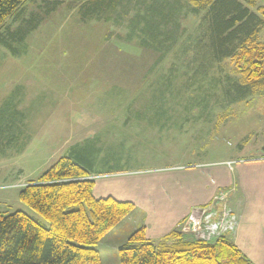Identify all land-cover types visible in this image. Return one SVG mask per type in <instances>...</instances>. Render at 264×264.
<instances>
[{
    "label": "rangeland",
    "instance_id": "rangeland-1",
    "mask_svg": "<svg viewBox=\"0 0 264 264\" xmlns=\"http://www.w3.org/2000/svg\"><path fill=\"white\" fill-rule=\"evenodd\" d=\"M87 1L27 0L5 25L26 28L24 14L33 29L18 56L0 45V110L7 118L24 113L13 132L0 135V211L22 210L47 224L19 192L63 156L91 169L95 184L102 180L95 175L109 171L234 167L232 183L216 194L228 192L224 203L238 222L227 232L233 236L240 219L230 200L242 197L237 162L264 153V87L245 91L231 58L206 68L211 13L193 11L205 0H181L172 42L166 34L153 38L150 28L178 0H104L100 14ZM256 40L264 42V29ZM189 216L177 228L216 238L186 229ZM140 219L127 216L102 238L103 264H121L119 247Z\"/></svg>",
    "mask_w": 264,
    "mask_h": 264
},
{
    "label": "trees",
    "instance_id": "trees-1",
    "mask_svg": "<svg viewBox=\"0 0 264 264\" xmlns=\"http://www.w3.org/2000/svg\"><path fill=\"white\" fill-rule=\"evenodd\" d=\"M26 1L0 0V45L16 56L21 53L18 45L32 28L29 27L30 21L21 14L20 21L26 24V28L19 26L13 30L11 25H5L12 16L22 12ZM245 1L247 3L241 0H205L197 2L193 11H206L205 16L211 13V57H208L206 44V68L231 58L235 72L244 79L238 83L248 91L264 87V42L256 40L264 29V3ZM176 3L171 4L173 10L169 16L158 12L150 28L153 38L174 36L171 31H174L179 14L178 4L184 5L181 0ZM88 4L100 6L95 13L104 12L100 9L105 4L104 0H89L83 5ZM113 7L117 8V5ZM205 39L208 41L207 34ZM174 40L167 39L170 42ZM166 48L165 53L172 49ZM4 112L0 110L1 138L3 134L13 132L24 117L19 110L9 114L8 118ZM92 175L91 169L69 156H63L37 180L23 187L19 199L47 224L22 210L12 213L0 211V264H103L97 245L132 213L135 205L113 197H95ZM119 258L121 264H254L228 233L207 241L192 238L175 228L154 242L147 238L145 226L136 229L119 247Z\"/></svg>",
    "mask_w": 264,
    "mask_h": 264
},
{
    "label": "crops",
    "instance_id": "crops-1",
    "mask_svg": "<svg viewBox=\"0 0 264 264\" xmlns=\"http://www.w3.org/2000/svg\"><path fill=\"white\" fill-rule=\"evenodd\" d=\"M257 157L241 158L237 162L242 197L234 202L230 200V204L240 219L233 235L235 244L254 264H264V153ZM233 168L224 167L215 173L195 168L185 172L157 170L141 176H127L121 171L103 172L95 175V180L97 176L102 180L96 182L93 194L97 198L113 197L133 203L135 209L129 216L139 215L138 223L145 226L147 238L156 242L177 228L194 209L206 206L219 191L227 189L232 183Z\"/></svg>",
    "mask_w": 264,
    "mask_h": 264
},
{
    "label": "built area",
    "instance_id": "built-area-1",
    "mask_svg": "<svg viewBox=\"0 0 264 264\" xmlns=\"http://www.w3.org/2000/svg\"><path fill=\"white\" fill-rule=\"evenodd\" d=\"M228 165H231V163H228ZM227 194L228 192H224L219 195H215L209 203L210 206L208 208L194 209L189 216L190 219L186 224V229L196 231L199 237L207 239L215 238L221 234H225L228 231L236 229L238 223L237 220L235 223L236 217L234 215V217H230L232 212L224 203L226 201ZM222 204H224L223 207ZM219 207L223 208L220 212L217 210ZM216 216H219L220 218L216 220ZM203 219L205 220L204 222ZM191 224H194V226L192 227Z\"/></svg>",
    "mask_w": 264,
    "mask_h": 264
},
{
    "label": "water",
    "instance_id": "water-1",
    "mask_svg": "<svg viewBox=\"0 0 264 264\" xmlns=\"http://www.w3.org/2000/svg\"><path fill=\"white\" fill-rule=\"evenodd\" d=\"M191 226L193 227V226H194V224H191Z\"/></svg>",
    "mask_w": 264,
    "mask_h": 264
}]
</instances>
